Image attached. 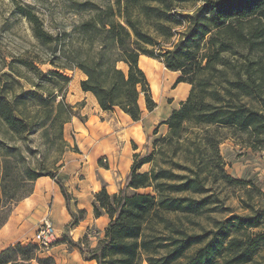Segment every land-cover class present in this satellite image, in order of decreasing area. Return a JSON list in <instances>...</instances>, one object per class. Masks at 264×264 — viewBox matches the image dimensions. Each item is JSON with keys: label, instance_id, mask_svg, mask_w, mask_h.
<instances>
[{"label": "trees", "instance_id": "1", "mask_svg": "<svg viewBox=\"0 0 264 264\" xmlns=\"http://www.w3.org/2000/svg\"><path fill=\"white\" fill-rule=\"evenodd\" d=\"M199 1L192 11L178 10L181 2ZM72 7L88 15L76 27L79 49L62 64L56 60L62 52L66 56L64 46L72 42L66 41L68 34L48 31L30 7L18 9L40 44L51 50L40 62L81 70V89L91 92L104 111L118 108L139 120L142 98L149 111L157 106L140 65L142 55L180 72L176 83L191 85L187 98L165 121L167 134L148 143L146 152L134 154L124 186L115 193L104 187L95 194V215L107 213L110 220L96 246L88 244V234L79 242L82 253L97 264L253 262L264 245V205L241 199L250 212L231 210L207 179L240 185L251 197L257 187V177L244 181L225 171L219 145L227 129L249 134L250 147L264 144V0H115L104 5L85 0L74 1ZM179 15L185 18L181 30L176 29ZM3 60V132L30 140L41 131L52 145L34 164L22 145L0 138V228L41 176L56 180L69 206L72 196L58 176L64 162L58 163L71 149L64 138L65 124L80 116L66 99L70 76L57 69L44 72L33 59ZM19 63L38 79L31 82L35 89L23 86L20 78L28 79ZM43 83L57 89L45 96L40 91ZM172 143L173 156L166 159L165 144ZM27 150L37 149L27 145ZM176 153L182 157L176 159ZM211 153L217 159L209 157ZM146 164L150 168L143 170ZM224 211H229L225 218L214 215ZM85 213L72 211L73 224ZM40 252L37 243H17L0 252V264H30L33 259L55 264L52 256L42 257Z\"/></svg>", "mask_w": 264, "mask_h": 264}, {"label": "crops", "instance_id": "2", "mask_svg": "<svg viewBox=\"0 0 264 264\" xmlns=\"http://www.w3.org/2000/svg\"><path fill=\"white\" fill-rule=\"evenodd\" d=\"M151 59L153 58L145 55L140 58V65L142 63L141 67L145 72L143 63H151ZM83 78L85 74L79 70V108L83 118L81 115L79 118L74 116L64 128L68 142L70 138L67 130L74 128L73 141L77 144V150L70 149L66 152L64 164L58 174L72 196L69 206L55 179L50 176L37 178L31 194L14 206L8 220L0 228V252L17 243H36L39 225L49 214L56 228L57 240L52 246L41 248L40 256H52L55 264H79V259L81 264H97L96 260L87 259L79 246V242L87 234L88 244L96 246L110 220L107 213L95 215V194L104 187L109 193H115L124 186L131 171L134 154L146 152L148 143L167 134L169 127L165 123L166 119L174 109L179 108L191 88L186 82L177 84L184 89L186 98L181 99L159 125L154 113L156 107L149 111L145 103L142 105L140 102L142 117L139 120H133L118 108L104 111L91 92L81 89L80 81ZM153 86L154 84L151 87ZM156 87H153V91L158 92ZM67 101L76 102L70 98ZM80 209H84L86 213L83 218L79 219L78 216V221L73 224L71 212H78ZM30 264L41 263L33 259Z\"/></svg>", "mask_w": 264, "mask_h": 264}, {"label": "rangeland", "instance_id": "3", "mask_svg": "<svg viewBox=\"0 0 264 264\" xmlns=\"http://www.w3.org/2000/svg\"><path fill=\"white\" fill-rule=\"evenodd\" d=\"M74 1L79 2L85 0H0V66H2V63L4 62L3 59H6L8 62L12 59H33L35 60L36 65L44 72H47L50 69H57L70 76L71 80L66 85V99L69 100L70 98L76 100V102L72 104L76 105L75 109L83 118L80 111L81 109L79 108V69H61L57 68L50 62H40L39 59L50 56L51 50L40 44L39 40L33 34L30 21L18 9L19 6L30 7L41 18L44 27L48 31L60 36L64 33L68 34L66 41L71 39L72 42L64 46L66 56L62 52V54H58L60 57L56 60L58 64H62L68 60L67 56L72 55L75 50L79 49V32L76 27L82 19L88 15L86 12L79 13V11H76L72 7ZM92 1L103 5L115 2V0ZM199 3L200 1L196 5L191 2H181L178 10H183V13H186L187 11H192ZM178 17L181 24H179L176 29L181 30L185 24V18L182 15H179ZM176 36L177 35H175V37ZM150 62L151 63L143 64L148 70V72L146 70V73L151 86L153 84V87L157 86L156 88L158 92L153 91V87L151 88L153 97L157 103L154 113L156 114L160 125L162 124L163 119L173 110V107L176 106L181 99H185L186 97L184 96L185 91L182 86H178V83H176L180 72L173 73L169 71L164 64L153 59H151ZM17 67L22 75L26 76L28 79L27 81L25 78H20L23 82V86L25 88L35 89L31 82L38 81L36 76L27 70V68L21 63H19ZM50 89L57 88H54L51 84L43 83V88L40 89V91L44 92V95L47 96L48 90ZM57 92L58 91H56V93ZM87 102L88 101H86V103ZM140 102L142 105L145 103L143 98ZM88 106H91V104L88 103ZM75 117L79 118V116ZM3 130L4 127L0 124V138H3L8 144L15 143L17 145H22V150L27 156V160L34 164H37L42 159V152L45 147H47V145H52L51 142L42 135L41 131L34 132L31 135L30 140H23L11 133L5 134ZM73 131L74 128L67 130V136L70 138V142L68 143L71 146V149L76 151L77 144L73 141ZM223 132L226 137L219 145V155L223 159L225 171L232 177L244 181H249L250 179L257 177V187L252 188L251 197L249 194L245 193V190L240 185H231L222 181L213 182L211 181L212 178L209 179V176L207 184L212 186L214 191L223 198L225 206L231 207V210L236 212L248 213L250 210L246 209L245 202H242L241 199H244V201L247 202L251 201L264 205V144H257L256 147H250L248 144L252 141V138H249V134H246V132L241 130H238L236 134H233V132L236 131L229 129L224 130ZM27 145L37 149L36 152L33 153L27 150ZM165 145H168L165 146V158L170 159L173 156L174 151H172V146L169 145L176 144L172 143ZM51 150V154H53L54 150ZM66 152L61 155V160L58 164L65 161ZM174 157L176 159L179 157L181 158L182 154L176 153ZM209 157L217 159L218 155L211 153L209 154ZM50 159L53 160L54 157L51 156ZM149 168L150 164H146L143 170ZM30 185V187H32V184ZM259 188L262 190L261 193ZM144 191H150V189ZM228 213L229 211H224L214 213V215L225 218ZM254 230H259V228ZM79 264H81L80 259ZM247 264H264V245L255 256L254 261Z\"/></svg>", "mask_w": 264, "mask_h": 264}, {"label": "built area", "instance_id": "4", "mask_svg": "<svg viewBox=\"0 0 264 264\" xmlns=\"http://www.w3.org/2000/svg\"><path fill=\"white\" fill-rule=\"evenodd\" d=\"M35 240L40 248H48L57 240L56 228L53 219L49 214L42 219Z\"/></svg>", "mask_w": 264, "mask_h": 264}, {"label": "bare ground", "instance_id": "5", "mask_svg": "<svg viewBox=\"0 0 264 264\" xmlns=\"http://www.w3.org/2000/svg\"><path fill=\"white\" fill-rule=\"evenodd\" d=\"M141 66H142V63H141ZM145 69H146V67H144ZM147 70V69H146ZM147 72H148V70H147ZM150 72V71H149Z\"/></svg>", "mask_w": 264, "mask_h": 264}]
</instances>
